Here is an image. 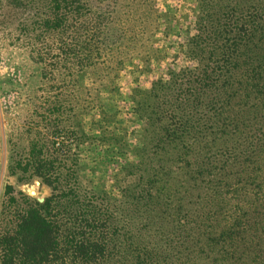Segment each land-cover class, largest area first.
I'll return each instance as SVG.
<instances>
[{
    "label": "trees",
    "instance_id": "1",
    "mask_svg": "<svg viewBox=\"0 0 264 264\" xmlns=\"http://www.w3.org/2000/svg\"><path fill=\"white\" fill-rule=\"evenodd\" d=\"M194 1L193 29L177 42L184 62L175 54L125 96L143 132L119 194L76 185L32 143L10 173L36 176L50 193L39 201L5 185L0 264H264V0ZM110 2L0 0V8L24 27L29 15L37 37L72 35L88 50L81 67L94 58L91 42L118 67L124 26L110 23L121 13ZM77 18L78 31L67 30ZM57 47L65 58L77 52L65 39Z\"/></svg>",
    "mask_w": 264,
    "mask_h": 264
},
{
    "label": "rangeland",
    "instance_id": "2",
    "mask_svg": "<svg viewBox=\"0 0 264 264\" xmlns=\"http://www.w3.org/2000/svg\"><path fill=\"white\" fill-rule=\"evenodd\" d=\"M110 4L121 10L110 23L124 26L118 30L124 34L116 47L127 54L118 67L114 57L108 58L106 47L95 52V42L89 44L94 58L84 59L81 67L80 55L88 50L79 51L82 45L72 35L61 41L47 33L37 37L31 31V17L26 19L29 15L23 16L24 27L12 9L0 8V202L6 184L35 198L49 195L50 187L38 177L10 173L12 159L29 156L34 142L87 191L111 197L127 182L123 167L136 158L134 149L143 130L125 96L135 86L150 85L175 54L178 63L184 62L177 42L193 29L195 1L111 0ZM79 25L77 18L67 30L78 31ZM63 39L75 44L76 54L61 56L57 46Z\"/></svg>",
    "mask_w": 264,
    "mask_h": 264
},
{
    "label": "water",
    "instance_id": "3",
    "mask_svg": "<svg viewBox=\"0 0 264 264\" xmlns=\"http://www.w3.org/2000/svg\"><path fill=\"white\" fill-rule=\"evenodd\" d=\"M32 193H34V191H31ZM37 199L39 200V201H42L44 198L43 197H37Z\"/></svg>",
    "mask_w": 264,
    "mask_h": 264
}]
</instances>
